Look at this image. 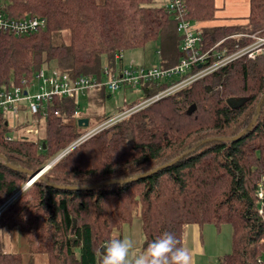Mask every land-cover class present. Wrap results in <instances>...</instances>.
Wrapping results in <instances>:
<instances>
[{
  "label": "trees",
  "instance_id": "trees-1",
  "mask_svg": "<svg viewBox=\"0 0 264 264\" xmlns=\"http://www.w3.org/2000/svg\"><path fill=\"white\" fill-rule=\"evenodd\" d=\"M160 3L0 0V13L10 18L46 20L35 33L0 32V86L30 80L46 66L73 79L101 81L104 63L114 70L116 55L153 41L159 42V66L174 67L187 54L180 49L176 20ZM185 12L201 25L205 65L251 43L252 35L264 36V0H248L243 25H208L216 19L214 0H185ZM173 82L145 85L142 99ZM263 95L264 46L254 59L238 58L73 147L13 201L29 176L8 165L38 172L86 129L74 116L79 105L64 97L48 105L41 140L9 141L10 128L0 120V230H17L29 258L0 246V264H33L37 256L46 264H101V247L134 218L143 250L164 232L183 246L188 226L228 225L232 249L218 264H264V213L257 198V184L264 180V103L252 128L232 140L249 126ZM229 100L242 103L231 108ZM208 139L220 141L169 165ZM102 183L108 185L80 190Z\"/></svg>",
  "mask_w": 264,
  "mask_h": 264
},
{
  "label": "built area",
  "instance_id": "built-area-1",
  "mask_svg": "<svg viewBox=\"0 0 264 264\" xmlns=\"http://www.w3.org/2000/svg\"><path fill=\"white\" fill-rule=\"evenodd\" d=\"M160 5L176 20V31L181 38L180 49L187 54V56L182 58L177 65L167 69H162L160 66L145 69L130 65L128 68L122 67L119 70H111L106 64L103 67L101 81L87 76L73 79L67 73L61 72L58 69L42 68L36 72L30 80L24 79L20 83L10 81L6 85L0 86V120L5 121V124L10 128V119L14 120L21 114L25 119L20 124L16 121V125L12 129L10 128V132H13L14 134L11 135L9 133L6 137L7 140L10 141L13 138H19L21 136L28 138L27 135L31 133L36 135L37 132L35 130L32 131V128L35 125H38L41 118L45 117L48 105L54 98H69L73 99L75 103L78 104V98L85 97L89 91L94 90L96 87H104L108 94L117 92L122 86L136 88L142 93L147 84L160 83L165 80L174 81L167 88L143 99L134 107L119 113L105 120L98 126L84 132L79 139L73 142L62 154L56 157L58 160L73 147L79 145L105 128H108L128 117L130 114L189 86L193 82L221 67H224L238 58L246 57L247 59H254L264 46V36L255 37L252 35L250 36L253 40L251 43L242 47L236 45L229 54L223 52L218 55L217 60L214 63L205 65L207 55L201 52V36L198 29L194 25V22L186 15L185 0H161ZM45 26L46 20L43 18L31 17L14 19L0 13V32L20 36L38 32L39 30L44 29ZM121 59L122 55L115 56V61H121ZM78 107L79 106H77V109L74 112L75 117L78 116ZM55 115H59V112L56 111ZM16 126L19 128H16ZM17 130H20L22 133L17 134ZM257 198L260 202L259 213L263 214L264 180H261L257 184ZM13 200L14 199L11 201ZM11 201L9 203H11Z\"/></svg>",
  "mask_w": 264,
  "mask_h": 264
},
{
  "label": "rangeland",
  "instance_id": "rangeland-1",
  "mask_svg": "<svg viewBox=\"0 0 264 264\" xmlns=\"http://www.w3.org/2000/svg\"><path fill=\"white\" fill-rule=\"evenodd\" d=\"M217 1L223 7V10L219 11L222 18L221 23H224V25H243L245 23L248 11L247 0ZM64 34L67 36V42L68 33ZM158 49L159 42L153 41L144 48L127 50L122 54L121 61H116L115 69L128 68L130 65L145 69L159 66ZM105 65L106 63H104ZM44 69H47V66ZM103 90L107 92L104 87H96L94 90L89 91L85 97L78 98L79 109L76 118L89 121V126L85 128L86 131L101 124L105 117L115 116L124 109L143 100L142 93L136 88L122 86L117 92L109 94V98L103 95ZM24 119L25 117L22 114L14 120L10 119V128L12 129L16 125V121L20 124ZM34 130L37 134L27 135L29 139L41 140L45 137V121L43 118L39 120L37 126L35 125L32 128V131ZM16 133L21 134L22 132L17 130ZM10 134L13 135L14 133L10 132ZM231 232V227L228 225H222L218 230L212 225H204L201 229L203 248H198L194 252L193 264H218L224 255L231 252ZM112 237L131 238L134 241L135 246L130 258L144 251V239L138 218H134L131 224L124 225L119 232L113 233ZM0 246L7 253L21 254L24 261L29 259L26 253L25 241L17 230H0ZM33 264H46L45 258L43 256L34 257Z\"/></svg>",
  "mask_w": 264,
  "mask_h": 264
},
{
  "label": "clouds",
  "instance_id": "clouds-1",
  "mask_svg": "<svg viewBox=\"0 0 264 264\" xmlns=\"http://www.w3.org/2000/svg\"><path fill=\"white\" fill-rule=\"evenodd\" d=\"M134 246L131 238L109 240L100 249L101 264H193L192 253L171 232H164L130 258Z\"/></svg>",
  "mask_w": 264,
  "mask_h": 264
},
{
  "label": "water",
  "instance_id": "water-1",
  "mask_svg": "<svg viewBox=\"0 0 264 264\" xmlns=\"http://www.w3.org/2000/svg\"><path fill=\"white\" fill-rule=\"evenodd\" d=\"M242 103V100H229L227 102V104L231 107V108H237L240 104ZM264 103V95L262 96V98L260 99L259 101V104L257 105V108H256V114L253 118V120L251 121V123L249 124V126L246 128V130H244L242 133H240L237 137L233 138L232 140H237L239 139L240 137H242L245 133H247L251 128L252 126L255 124V122L257 121L258 117H259V114H260V110H261V106L263 105ZM88 123L89 121L87 119H78L77 120V126L79 128H87L88 127ZM213 141H220V139H208V140H205V141H202L198 146L194 147L193 149H191L190 151L186 152L185 154H183L182 156H180L179 158H177L176 160H174L172 163H170L169 165H173L175 164L178 160L186 157L187 155L193 153L196 151V149L202 145H205L207 143H211ZM57 160L54 159L48 166H46L45 168L39 170L38 172H35V173H32V172H29L27 170H23V169H16L10 165H8L9 168H11L12 170H16V171H19V172H22V173H25L29 176V179H28V184L22 189L20 190L14 197L13 199H15L17 196H19L21 194V192L27 188L28 186H30L32 184V181L33 179H42L43 178V174L51 167V165ZM162 169V168H161ZM159 169L157 170H154L153 172L147 174V175H150V174H155L156 172H158ZM146 175V176H147ZM129 181H132V180H129ZM127 181V182H129ZM108 185V183H102L100 185H97V186H94V187H90V188H83V189H80V190H91V189H94V188H97V187H102V186H106Z\"/></svg>",
  "mask_w": 264,
  "mask_h": 264
},
{
  "label": "crops",
  "instance_id": "crops-1",
  "mask_svg": "<svg viewBox=\"0 0 264 264\" xmlns=\"http://www.w3.org/2000/svg\"><path fill=\"white\" fill-rule=\"evenodd\" d=\"M214 1H215V6L217 8L216 19L210 22L208 25L210 26H229V25H224V23H221L222 18L220 16L219 11L223 10V7L219 4L217 0H214ZM247 9H248V0H247ZM194 25L196 26L197 29L201 27L199 23L194 22ZM102 93L105 97L107 98L110 97V95L107 94V92H105L104 90L102 91ZM197 243L199 244V247ZM183 247L187 248L192 253V256L198 248H203V245L201 242V229L198 226L194 225V226H188L186 228L184 239H183Z\"/></svg>",
  "mask_w": 264,
  "mask_h": 264
},
{
  "label": "bare ground",
  "instance_id": "bare-ground-1",
  "mask_svg": "<svg viewBox=\"0 0 264 264\" xmlns=\"http://www.w3.org/2000/svg\"><path fill=\"white\" fill-rule=\"evenodd\" d=\"M36 180H37L36 178H35V179H33L32 183H33V182H35Z\"/></svg>",
  "mask_w": 264,
  "mask_h": 264
}]
</instances>
